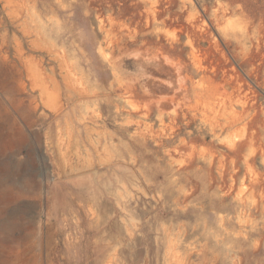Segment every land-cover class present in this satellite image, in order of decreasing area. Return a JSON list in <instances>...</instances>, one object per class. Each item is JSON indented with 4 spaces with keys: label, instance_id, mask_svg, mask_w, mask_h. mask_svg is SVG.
<instances>
[{
    "label": "rangeland",
    "instance_id": "374dc122",
    "mask_svg": "<svg viewBox=\"0 0 264 264\" xmlns=\"http://www.w3.org/2000/svg\"><path fill=\"white\" fill-rule=\"evenodd\" d=\"M218 1L0 0V264H264V85L221 43L257 110L221 129L238 101L189 80ZM232 3L229 29L264 27Z\"/></svg>",
    "mask_w": 264,
    "mask_h": 264
},
{
    "label": "bare ground",
    "instance_id": "6f19581e",
    "mask_svg": "<svg viewBox=\"0 0 264 264\" xmlns=\"http://www.w3.org/2000/svg\"><path fill=\"white\" fill-rule=\"evenodd\" d=\"M151 3L148 9L152 13L154 24L158 21L157 18L159 15L154 9V4L152 6ZM202 10L205 14H209V21H206L205 19H202L200 21L198 19V15H194V13H192L191 16L188 18L190 26L185 32L187 38L185 43L190 47V53L192 54V58L194 57V59H197V47H199L201 43L207 42L212 48L209 49L215 59V63L213 64L212 62H210L211 64L209 66L203 67L198 63L197 67L199 69L202 68L203 70L208 71L202 70L200 71L202 74L199 78L195 80H192V78L189 79L193 96L197 100L203 98L207 99L209 97L215 99L214 96L216 95V93L219 92V95L221 94L225 97H228L229 101L235 98L239 103L237 105L238 108H228L229 112L226 114V119L222 122V124H220V128L222 129L225 126L236 124L238 122L244 123L242 124L243 126L250 125L255 120V117L257 115V110H255L254 102L250 101L251 95L252 98H254V90L251 89L249 82L246 81L241 71L235 65H230V67H227V65L231 64V59H229L226 50L221 47V43L226 46V48L230 51V55L235 60L240 59L239 62L237 61L238 65L240 67H246V76L252 79L256 83V85L262 86V84L264 85V27L260 26L259 24L254 25L252 24V21H250L251 23L249 21H247L246 23L245 21L244 26L240 31L229 29L228 25L232 21L229 20L230 17L227 15H234L237 13L241 14V12H238L237 8L233 6L232 0H219L210 12L208 11V7L206 5L203 7ZM211 30H214V33L216 32L218 36L212 34ZM175 42L171 43V46ZM163 58L164 60L169 59L166 56ZM180 68L181 67H179L177 70L179 71ZM194 72L198 73L199 71L196 69ZM204 83L206 84L204 85ZM184 93L187 95L189 93V89L185 88ZM252 129L254 130V128ZM252 140L253 137L251 134L248 140L241 142L239 141L240 143L238 145L239 147L242 145L245 146L251 143ZM250 165L251 164L247 166L246 162V167H248V171L251 169V167H253ZM252 170H254V167L252 168ZM172 249L173 246L171 248V251L174 252V249Z\"/></svg>",
    "mask_w": 264,
    "mask_h": 264
}]
</instances>
